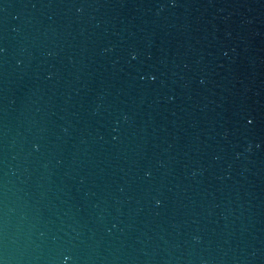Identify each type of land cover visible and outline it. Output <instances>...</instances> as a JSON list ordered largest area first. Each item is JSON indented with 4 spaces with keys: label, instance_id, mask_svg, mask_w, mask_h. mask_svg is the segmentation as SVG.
<instances>
[{
    "label": "water",
    "instance_id": "95a60500",
    "mask_svg": "<svg viewBox=\"0 0 264 264\" xmlns=\"http://www.w3.org/2000/svg\"><path fill=\"white\" fill-rule=\"evenodd\" d=\"M0 264H264V0H0Z\"/></svg>",
    "mask_w": 264,
    "mask_h": 264
}]
</instances>
